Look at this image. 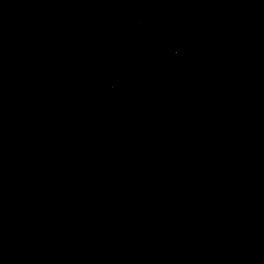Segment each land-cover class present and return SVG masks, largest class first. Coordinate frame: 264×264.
<instances>
[{
  "label": "water",
  "instance_id": "1",
  "mask_svg": "<svg viewBox=\"0 0 264 264\" xmlns=\"http://www.w3.org/2000/svg\"><path fill=\"white\" fill-rule=\"evenodd\" d=\"M0 264H264V0H0Z\"/></svg>",
  "mask_w": 264,
  "mask_h": 264
}]
</instances>
